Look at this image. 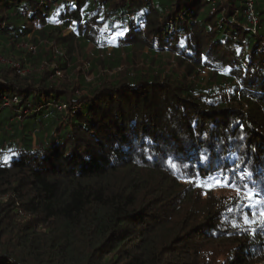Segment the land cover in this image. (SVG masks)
<instances>
[{
    "label": "trees",
    "instance_id": "obj_1",
    "mask_svg": "<svg viewBox=\"0 0 264 264\" xmlns=\"http://www.w3.org/2000/svg\"><path fill=\"white\" fill-rule=\"evenodd\" d=\"M252 9L0 0V54L30 69L0 64V264H264V202L243 199L264 197ZM221 173L235 187L199 186Z\"/></svg>",
    "mask_w": 264,
    "mask_h": 264
},
{
    "label": "snow or ice",
    "instance_id": "obj_2",
    "mask_svg": "<svg viewBox=\"0 0 264 264\" xmlns=\"http://www.w3.org/2000/svg\"><path fill=\"white\" fill-rule=\"evenodd\" d=\"M172 167H176L175 164H172ZM201 187H205V188H212V187H216V186H220V187H235V185H231L228 183V178L226 176H224L223 173H221V175L219 177L216 176H209L206 180L202 181L201 184L199 185ZM236 191L238 193V196L241 194V189L236 188ZM259 197V194L252 191V190H248L246 192L243 193V199L244 201H247L248 204L247 206L251 209L253 207H255V202H264V197ZM252 215H255V213H252ZM261 216H264V212L260 213ZM244 220L246 223H255L254 220H250L249 216L246 214L244 216Z\"/></svg>",
    "mask_w": 264,
    "mask_h": 264
},
{
    "label": "rangeland",
    "instance_id": "obj_3",
    "mask_svg": "<svg viewBox=\"0 0 264 264\" xmlns=\"http://www.w3.org/2000/svg\"><path fill=\"white\" fill-rule=\"evenodd\" d=\"M33 24L35 25V26H39V22L38 21H33ZM102 33L103 34H106V31H102ZM90 48V47H89ZM30 52H33V51H30ZM17 58H19V57H17ZM2 59L3 60H5L4 58H3V56L0 54V62L2 61ZM11 63H9L10 65H12L15 69H16V72L19 74V75H21V76H24L25 74H28V73H30V69H23L21 66H20V64L18 63V62H12V61H10ZM0 64H5V63H0ZM51 68V67H50ZM206 72H204V74H205ZM55 74L58 76V77H61V78H66L65 77V75L62 73V72H60V71H57V70H55ZM88 80H90V78L88 79ZM220 187V186H219ZM221 188H223V187H221ZM253 203H256L255 201L253 202Z\"/></svg>",
    "mask_w": 264,
    "mask_h": 264
},
{
    "label": "built area",
    "instance_id": "obj_4",
    "mask_svg": "<svg viewBox=\"0 0 264 264\" xmlns=\"http://www.w3.org/2000/svg\"><path fill=\"white\" fill-rule=\"evenodd\" d=\"M247 11L249 13V21L254 24L256 22V19L253 15L252 0H247ZM20 47L25 48L28 51H33V52L35 51V47L33 45H30V44H21ZM0 63L9 64L11 62L2 59V61ZM12 101H16V97H13ZM9 102H10L9 99L5 100V104H8Z\"/></svg>",
    "mask_w": 264,
    "mask_h": 264
}]
</instances>
